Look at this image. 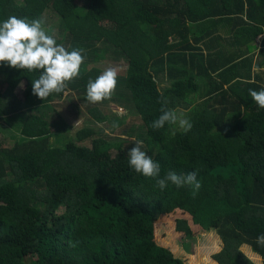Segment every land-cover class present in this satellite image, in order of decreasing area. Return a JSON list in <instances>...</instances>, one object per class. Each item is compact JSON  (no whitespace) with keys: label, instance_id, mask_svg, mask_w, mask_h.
<instances>
[{"label":"trees","instance_id":"trees-1","mask_svg":"<svg viewBox=\"0 0 264 264\" xmlns=\"http://www.w3.org/2000/svg\"><path fill=\"white\" fill-rule=\"evenodd\" d=\"M53 5L56 43L82 49L84 62L67 94L45 101L33 95L39 71L0 65V264H186L154 240L155 222L175 211L191 218L177 219V232L218 236L216 264H256L243 245L264 264V109L249 95L264 89V0H0V23ZM105 60L124 68L112 98L92 104L87 85ZM73 94L87 103L78 129ZM165 100L190 132L151 127ZM107 102L140 121L138 141L161 177L197 171L195 196L188 185L161 191L130 168L136 141L104 134L122 123Z\"/></svg>","mask_w":264,"mask_h":264},{"label":"clouds","instance_id":"clouds-1","mask_svg":"<svg viewBox=\"0 0 264 264\" xmlns=\"http://www.w3.org/2000/svg\"><path fill=\"white\" fill-rule=\"evenodd\" d=\"M82 49L68 51L58 45L52 35L47 34L44 21L40 18L29 20L10 16L0 23V65L7 64L13 69L39 71L40 75L32 81L33 95L46 100L52 94L65 93L67 85L79 76L80 67L84 62ZM23 88V83L20 84ZM117 87V72L109 68L94 81L87 85V100L92 103H102L110 100ZM252 100L264 109V89L256 91L249 89ZM161 115L152 122L151 127L159 130L165 125L177 126L185 134L192 130V123L174 109L167 107L163 101ZM79 121L76 123V125ZM75 125V126H76ZM174 131V130H173ZM128 152V163L136 173L155 180L154 187L165 190L169 183L176 188L191 186L193 196L201 188L197 179V171L189 172L187 176H179L169 171L161 177L160 165L150 155L143 151V141H136ZM256 243L264 247V234L257 237ZM71 245V242H70Z\"/></svg>","mask_w":264,"mask_h":264},{"label":"rangeland","instance_id":"rangeland-1","mask_svg":"<svg viewBox=\"0 0 264 264\" xmlns=\"http://www.w3.org/2000/svg\"><path fill=\"white\" fill-rule=\"evenodd\" d=\"M60 7L58 5H53L48 7L47 10L40 16V19L44 21V28L47 34L52 35L56 41H60L63 37V33L59 27ZM105 27H114L110 23H104ZM124 68L122 63H117L105 60L101 62L97 67L103 69V71L112 68L116 72L118 69ZM74 104L77 105V109L82 113V118L79 120V123L76 125L77 129L84 126L85 121L89 120L85 114L84 104L79 97L73 94ZM107 106L104 108L108 115L113 119L121 121V127L118 126L115 122L111 123V129L116 133L105 130L109 125H97L98 128L105 130L106 135L109 138H115V136L120 135L121 139H128L130 141H138V138L143 135L141 131V123L137 117L130 115L126 112L123 107L116 105L115 102H107ZM178 113H181L182 110H176ZM110 118V119H111ZM78 122V121H77ZM76 122V123H77ZM115 123V124H114ZM0 124L5 125V122L0 121ZM6 145H11L12 141L5 140ZM80 147L91 148V142H84L77 144ZM117 157V154H112L108 157V161L112 162ZM177 219H186L191 222V218L187 215H184L180 211H175L169 215L161 216L155 222V236L154 240L159 246H163L172 250L173 254L185 261L186 264H212V246L216 249V244L220 243L218 239L214 238L212 232H204L199 230V228L193 227L192 237H186L183 234L175 230V221ZM218 241V242H217ZM218 245V244H217ZM220 246V244H219Z\"/></svg>","mask_w":264,"mask_h":264},{"label":"crops","instance_id":"crops-1","mask_svg":"<svg viewBox=\"0 0 264 264\" xmlns=\"http://www.w3.org/2000/svg\"><path fill=\"white\" fill-rule=\"evenodd\" d=\"M219 31L221 32V34L225 37H228L230 35V29L228 27H223L221 29H219ZM214 238L218 239L220 241V239L218 238L217 235L213 234ZM218 242V241H217ZM218 244V245H217ZM216 244V249H214V246H212V254L217 253L220 251V249L222 248V243H217ZM220 244V246H219ZM241 251L244 253V255L249 258L251 261H253L256 264H260V257L256 254H253L250 250V248L246 245L241 246ZM212 264H216L214 261H212Z\"/></svg>","mask_w":264,"mask_h":264}]
</instances>
